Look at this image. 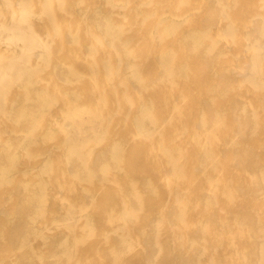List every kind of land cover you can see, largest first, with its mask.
Segmentation results:
<instances>
[{"label":"bare ground","instance_id":"6f19581e","mask_svg":"<svg viewBox=\"0 0 264 264\" xmlns=\"http://www.w3.org/2000/svg\"><path fill=\"white\" fill-rule=\"evenodd\" d=\"M0 264H264V0H0Z\"/></svg>","mask_w":264,"mask_h":264}]
</instances>
